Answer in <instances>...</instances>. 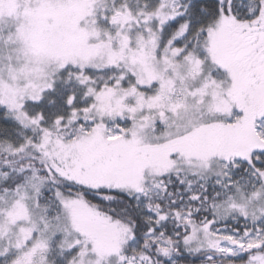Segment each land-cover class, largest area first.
Instances as JSON below:
<instances>
[{"label": "snow or ice", "instance_id": "6c2138e0", "mask_svg": "<svg viewBox=\"0 0 264 264\" xmlns=\"http://www.w3.org/2000/svg\"><path fill=\"white\" fill-rule=\"evenodd\" d=\"M0 264H264V0H0Z\"/></svg>", "mask_w": 264, "mask_h": 264}]
</instances>
